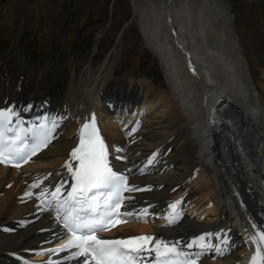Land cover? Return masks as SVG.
Segmentation results:
<instances>
[{
	"label": "bare ground",
	"instance_id": "6f19581e",
	"mask_svg": "<svg viewBox=\"0 0 264 264\" xmlns=\"http://www.w3.org/2000/svg\"><path fill=\"white\" fill-rule=\"evenodd\" d=\"M130 1L145 44L165 68V93L146 78L117 80L87 67L51 102L53 65L0 71V109L14 108L30 125L44 117L59 121L51 145L36 158L50 167L37 168L39 160L22 168L0 165V264H84V257L64 260L51 251L62 230L37 196L60 184L66 195L72 181L63 165L91 114L113 170L127 175L130 186L151 188L127 193L126 211L163 214L152 223L128 218L116 231L179 242L187 257L200 254L198 264H249L255 254L251 235L264 229V67L259 90L226 26L222 0H145L148 13L140 0ZM119 119L126 120L122 126ZM34 183L39 187H29ZM177 200L179 215L169 224V204ZM209 232L204 248L187 247Z\"/></svg>",
	"mask_w": 264,
	"mask_h": 264
},
{
	"label": "rangeland",
	"instance_id": "374dc122",
	"mask_svg": "<svg viewBox=\"0 0 264 264\" xmlns=\"http://www.w3.org/2000/svg\"><path fill=\"white\" fill-rule=\"evenodd\" d=\"M140 1L148 13L147 1ZM222 1L226 26L250 80L260 90L264 0ZM140 22L130 0H0V69L11 66L15 73H28L53 65L57 73L50 74L49 81L54 102L87 67L109 71L117 80L146 78L156 93L163 94L170 90L165 68L144 45ZM18 46L21 53L16 52ZM163 103L167 109L170 101ZM45 163L39 160L35 166L46 168Z\"/></svg>",
	"mask_w": 264,
	"mask_h": 264
},
{
	"label": "snow or ice",
	"instance_id": "6c2138e0",
	"mask_svg": "<svg viewBox=\"0 0 264 264\" xmlns=\"http://www.w3.org/2000/svg\"><path fill=\"white\" fill-rule=\"evenodd\" d=\"M13 116H16L14 108L0 110V163L19 167L21 162L27 163L31 156L51 143L59 121L53 118L49 123L48 118L44 117L38 125L24 128L18 123L13 128ZM29 134L34 141L31 146L28 143ZM109 155V146L100 133L96 116L91 114L81 123L78 143L71 149L63 165L72 181L70 191L62 196L64 184H60L54 186V191L44 190L37 196L44 208L55 211L56 220L63 225L65 234H71L66 244L51 251L77 249L74 255L84 257V264H198L200 254L196 258L187 257L179 249V242L170 243L148 234L118 239H102L97 235L99 231H109L120 223H127L131 217L146 222L149 214L148 208L122 211L125 200L132 199L124 196V193L150 191L151 188L130 186L127 176L113 170ZM152 162L149 159L148 163ZM29 187L37 188L39 184L34 183ZM25 195L30 197L32 193ZM49 195L51 199H45ZM180 204L179 200L169 204L171 213L165 217L169 224L175 222L179 215L177 209ZM219 235L216 234L217 238ZM212 236L210 232L201 235L187 247L199 245L204 248L206 237ZM250 239L256 248L249 264H264V229L254 232ZM223 242L228 243L227 239ZM216 251L222 254L220 248H216ZM148 256L152 259L148 260Z\"/></svg>",
	"mask_w": 264,
	"mask_h": 264
}]
</instances>
